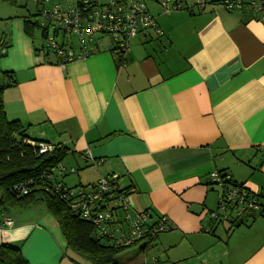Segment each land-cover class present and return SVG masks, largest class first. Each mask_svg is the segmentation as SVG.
<instances>
[{
    "label": "crops",
    "instance_id": "crops-1",
    "mask_svg": "<svg viewBox=\"0 0 264 264\" xmlns=\"http://www.w3.org/2000/svg\"><path fill=\"white\" fill-rule=\"evenodd\" d=\"M161 1L144 0L161 36L140 32L125 54L102 36L90 55L64 65L38 55L43 40L25 33L27 15H0V82L2 71L16 79L3 91L6 116L27 138L67 150L54 181L76 173L69 188H78L113 174L132 211L147 210L149 224L166 218L151 242L142 239L140 252L152 247L147 264H264L261 216L235 223L208 214L222 191L208 179L213 170L264 204V22L249 15L254 0H228L230 8L206 0L200 9L178 0L171 11ZM83 167L93 179L78 173ZM38 202L0 207V244L29 264H91L66 247Z\"/></svg>",
    "mask_w": 264,
    "mask_h": 264
},
{
    "label": "built area",
    "instance_id": "built-area-1",
    "mask_svg": "<svg viewBox=\"0 0 264 264\" xmlns=\"http://www.w3.org/2000/svg\"><path fill=\"white\" fill-rule=\"evenodd\" d=\"M33 1L36 5L35 21L43 37L38 51L39 56L50 53L61 65L90 55L102 36L109 37L116 52L125 54L130 48V41L138 33L152 29L158 36L162 35V31L147 11L144 0H108L104 3H98L96 0ZM172 3L171 0H162L160 5L164 11L179 8V4ZM196 4L200 9L205 5V0H196ZM234 4L236 2L228 0L219 2V6L225 8H230ZM251 5L253 15L259 14L260 20L264 22L263 1H252ZM73 44L78 46V51L74 50ZM5 51L6 47L0 39V53ZM24 141L36 155L53 152L56 148L55 143L44 140L25 138ZM53 169L59 173L64 171V167L57 164L50 172H46L45 180L47 178L51 180L53 191L61 200L94 223L99 236L113 240L118 245H129L152 233L148 223L149 214L144 210L132 211L128 194L114 191L115 175L101 177L88 187L74 189L54 181ZM70 171L74 172V169L70 168ZM208 179L222 187L217 208L208 212L211 219L215 221L230 219L235 223H244L256 216L264 219V204L260 198L245 187L228 182L230 179L228 174L221 176L218 171L213 170L208 173ZM13 190L17 195L26 194L28 186L25 183L15 184ZM106 196L113 197L112 204L117 211L96 209ZM119 212L122 217L119 216ZM165 221V217L160 218L155 224L156 229L164 230ZM3 223L10 225L11 221L8 217H3Z\"/></svg>",
    "mask_w": 264,
    "mask_h": 264
},
{
    "label": "trees",
    "instance_id": "trees-1",
    "mask_svg": "<svg viewBox=\"0 0 264 264\" xmlns=\"http://www.w3.org/2000/svg\"><path fill=\"white\" fill-rule=\"evenodd\" d=\"M2 2H9L12 5L17 4V0H0ZM195 5L196 4V0ZM174 3L182 5L178 0ZM206 4V0H205ZM249 15H253V6L250 2ZM198 7V6H197ZM199 9V8H198ZM176 10V9H175ZM35 12L24 16V30L29 36H33L36 28H39L38 23L34 20ZM0 39L6 47V41L2 36ZM7 48V47H6ZM39 51V49H38ZM5 53H0L3 56ZM39 55V53H38ZM47 53H43L45 57ZM2 81L0 82V207L15 206L27 207L34 201L43 199L45 207L55 219L58 221L61 232L66 241V247L75 254L87 259L91 264H117L115 257L123 252L127 247L136 244L139 240L149 239V242L157 235L158 232L155 224L158 220L149 224L152 233L145 237L137 239L129 245H118L113 240L101 237L96 232V227L91 220L84 218L73 210L67 202L61 200L58 194L53 191V186L50 179L45 180L46 172L56 166L65 156L67 150L63 146L56 144L53 152L36 155L32 148L25 143L26 128L18 120H9L6 116L3 91L16 84V79L12 71L1 72ZM221 176L227 173L218 171ZM232 184L243 186L235 183L230 179L227 180ZM54 182V181H52ZM96 182V181H95ZM25 183L28 186L26 194H14L13 186L15 184ZM50 183V184H49ZM94 183V182H93ZM92 183L80 186L88 187ZM214 184V183H213ZM65 186V184H62ZM116 192L128 193L126 189H121L114 182ZM66 187V186H65ZM244 187V186H243ZM258 198L260 196L255 194ZM113 197H108L97 205V210L115 209L112 204ZM148 213L147 210H144ZM119 216L122 217L121 212ZM166 222V221H165ZM0 264H29L22 256L20 249L9 246L7 244H0Z\"/></svg>",
    "mask_w": 264,
    "mask_h": 264
},
{
    "label": "rangeland",
    "instance_id": "rangeland-1",
    "mask_svg": "<svg viewBox=\"0 0 264 264\" xmlns=\"http://www.w3.org/2000/svg\"><path fill=\"white\" fill-rule=\"evenodd\" d=\"M61 1V0H58ZM70 2H74L75 0H67ZM98 3H104L108 0H96ZM245 1H249V0H245ZM256 1V0H254ZM258 2V1H256ZM23 3H25V6H23ZM36 9V5L35 2L33 0H17V5H11L8 2H2L0 1V15L5 16L7 13L9 12H13V13H17L20 15H29L35 12ZM73 41H75V36H72ZM42 39V33L41 31L36 28L34 31V37L33 40L35 42L36 45L40 44ZM104 39H106L104 37ZM66 161H70V160H66ZM75 167V166H74ZM76 168V167H75ZM88 167H83L82 169L78 170V173L80 174L83 170H85L84 174L86 176H84V180H86L87 178H89L90 180L93 179L94 175L93 174V170H91ZM69 176L66 177L67 182L69 183H64L66 187H71L73 186V182H75L74 178L76 173L74 174H68ZM77 178V177H76ZM72 184V185H70ZM75 189V188H74ZM38 204H42V206L44 205V201L43 199H39L38 200ZM44 207V206H43ZM144 241L140 240L139 242H137L136 244L127 247L123 252L119 253L116 257H115V261L117 264H147L150 261H152V251L151 248L152 247H148V249L146 251H142L140 252L139 248L143 245Z\"/></svg>",
    "mask_w": 264,
    "mask_h": 264
}]
</instances>
